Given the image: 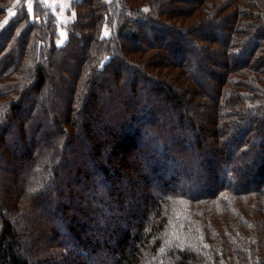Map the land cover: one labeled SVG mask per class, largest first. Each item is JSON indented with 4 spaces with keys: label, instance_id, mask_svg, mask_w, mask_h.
<instances>
[{
    "label": "trees",
    "instance_id": "1",
    "mask_svg": "<svg viewBox=\"0 0 264 264\" xmlns=\"http://www.w3.org/2000/svg\"><path fill=\"white\" fill-rule=\"evenodd\" d=\"M15 1L0 0V18ZM32 1V14L27 0H20L0 29V264H59L60 257L62 264H264V133H257L256 124L264 119V0H242L248 7L241 0H193L192 10L184 6L190 0H171L172 6L168 0H137L139 5L134 0H75L63 46L56 44L57 10L44 0ZM204 6L218 22L214 32L227 26L229 44L232 34L241 35L220 61L218 51L205 45L188 56L189 48L177 37L189 30L172 23L178 8L198 10L200 17ZM257 6L261 12L254 13ZM249 31L254 33L248 37ZM204 56L210 60L203 61ZM218 62L225 66L223 74L214 67ZM232 71L242 79L235 80L238 90L228 94L227 106L239 124L230 127L233 134L222 143L215 122L225 100L221 83ZM201 72L206 77L199 78ZM50 74L69 91L83 87L77 129L70 106L50 118L55 131L43 127L47 111L35 105L44 91L56 99V79ZM173 77L183 85H204L202 91L186 90L190 95L208 92L213 99L206 121H188L185 111L172 106L183 95L169 80ZM92 84L104 94L103 104L88 112L85 105L98 99L89 91ZM61 94L59 89V104ZM165 94H170L168 103ZM94 109L114 117L108 124L113 131L95 136ZM26 110L35 120L24 124ZM85 111L88 118L80 126ZM243 117L249 120L244 125ZM39 127V135L29 132ZM8 145L23 148V154L10 152ZM105 147L110 149L107 163L94 165L99 179L87 182L103 192L91 195L94 206L77 184L85 182L88 163L95 160L91 156ZM83 148L93 149L89 159ZM123 175L131 179L126 184L120 183ZM8 176L14 185H24L14 188L12 197ZM30 186L34 196L27 192ZM59 187L68 195L60 197ZM20 238L27 240L31 257L17 249Z\"/></svg>",
    "mask_w": 264,
    "mask_h": 264
},
{
    "label": "rangeland",
    "instance_id": "2",
    "mask_svg": "<svg viewBox=\"0 0 264 264\" xmlns=\"http://www.w3.org/2000/svg\"><path fill=\"white\" fill-rule=\"evenodd\" d=\"M19 1L20 0H16L11 6H10V9L8 10V12H7V14L6 15H3L1 18H0V29L4 26V24L5 23H7V21L11 18V16H13L15 13H16V10H15V4H16V2H18L19 3ZM46 1V0H45ZM44 1V2H45ZM105 1H107V2H111L112 0H105ZM165 1V0H164ZM176 1V0H175ZM134 2H138L137 0H134ZM166 2V1H165ZM179 3H177V4H180V6L182 7L183 6V3L182 2H180V1H178ZM193 2V0H190L187 4H185L184 6H186L185 7V9H190V10H192L193 8H191V4H193L192 3ZM195 2V1H194ZM45 3H47V2H45ZM27 7H29V4L31 5L30 7H29V9H30V12H31V14L33 13V8L35 7V3L32 1V0H27ZM169 5V6H172V4H173V2L171 1V0H168V2L166 3V5ZM241 4H244V5H246V3L245 2H243L242 0H241ZM46 5H48L49 7H51V5L48 3V4H46ZM136 5H139L138 3L136 4ZM245 7H248V5H246ZM233 8V7H232ZM51 9L53 10L54 8H52L51 7ZM149 9V7L148 6H145L144 7V10H148ZM203 9H205V10H203ZM231 9V8H230ZM178 10L179 11H176V12H178V13H174L175 15H176V17H171L172 18V20H173V22L172 23H174L175 25H182V26H184L186 29H187V31H188V34H185V36L184 37H177L178 39H179V41L181 42V44L183 45V44H185V47H187V48H189L188 49V53H187V55L189 56V55H191V49L193 50H195V47L196 46H200L201 48H203L204 47V45L205 46H209V47H213L214 48V50H216V51H218V55L216 56V57H218V58H216V59H218V61H220L221 60V58L222 59H225V56L226 57H228V55L226 54L228 51H229V48H234V46H235V43H237V42H240L239 40L241 39V35L240 34H236V35H234L233 36V34H232V43L231 44H229V42H227V31H228V29H227V26L225 27V26H223V24L220 26V28H219V30H218V28L216 29V31L214 32V26H215V24L214 23H218V22H216V21H214V20H211V17H212V13L210 12V9L209 8H207V7H205L204 6V8L202 7V10H201V14H200V17L198 16V15H196L197 14V12H198V10L197 11H194V12H191V13H189V12H184L183 10H182V8H178ZM254 13H257V12H261L260 11V8H259V6H257V9L254 7ZM185 13V15L184 16H181L180 14H182V13ZM208 13V14H207ZM210 14V15H209ZM253 16H254V14L252 13V15L250 16V18H253ZM242 18H249V16L247 17H245V16H241L240 17V19H242ZM249 18V19H250ZM58 19H59V16H58ZM206 21V22H205ZM203 24V25H202ZM196 25H200V27H201V30L198 28V27H196ZM224 27H225V29H224ZM221 28H223V29H221ZM60 29V30H59ZM199 29V30H198ZM219 31H221L222 33H223V35H222V37H218L217 38V36L216 35H219ZM252 31V30H251ZM251 31H249L248 33V37L251 35V34H253L254 33V31L253 32H251ZM57 32H58V34H57V38H56V44L58 45V46H63V45H65L66 43H67V40H68V30H67V34H61V32H64V26H60V28H59V23H58V29H57ZM103 32L105 33L104 35L105 36H108L109 34H110V32H111V30H110V28H109V26H105L104 27V29H103ZM107 33V34H106ZM177 36H179V34H176ZM148 36H147V34H145V36H144V39H146ZM247 39V36L246 37H244V38H242V40H246ZM158 42L160 43V48H163L162 46V42L163 41H159L158 40ZM164 44V43H163ZM162 45V46H161ZM187 45V46H186ZM203 46V47H202ZM164 49V52H165V48H163ZM204 58H206V60H203V61H207V58L208 57H206V56H204ZM197 59V58H196ZM199 60V59H198ZM208 60H210L209 58H208ZM212 61L214 60V58H212L211 59ZM197 61V60H196ZM218 64L220 65V66H214L215 67V69L216 70H219L220 72H221V74H223V71H225L224 69H225V66H223V65H221L219 62H218ZM171 70H175L174 71V73L176 72V68H172ZM183 70V72H185L184 70L185 69H182ZM227 70H229V66L227 67ZM226 73H227V71H226ZM201 74H203V76H201ZM201 74L200 75H198V77L199 78H204V77H206V74L205 73H203V72H201ZM54 75L55 74H50V76H52L51 78H52V80H54V79H56V80H54L55 82V86H54V88H55V94H56V99H52L53 98V96H51V94L49 93V92H47V91H44V93L41 95V96H39L38 98H37V100H36V107H38V109H42L43 107L46 109V111H47V115H48V120L49 121H46V122H43V127L44 128H47L48 130H49V128L51 129V132H53V131H55V129L54 128H51V126H50V124H51V119L50 118H53V116L55 117L56 115L58 116V117H60V115H62V114H64L65 112H66V110H67V108L70 106V110H69V112L70 113H72V116H73V118H74V120H75V122H76V127H75V129H77V123H78V120H76V119H78V118H76V114L77 113H79V112H77V110H78V108H79V106H81V102H80V100H81V95L83 94V90H82V88L83 87H81L80 88V90H78V91H76L75 89L73 90V91H69V89L68 88H70L69 86H66L65 85V87H67V88H65L63 85H60L62 82H58V80H59V77L58 76H55L54 77ZM185 77H187V74H186V72H185ZM229 75H231V77L229 78V79H226L224 82H222L221 83V87H222V89L224 90V92H223V97L225 98V100H223V99H221V101H220V105H222L221 106V108H220V116H219V118H218V120H217V122H215V127H216V130H217V132H216V136L218 135V137L217 138H219V140L222 142V143H224L225 141H224V139H229L230 138V134L232 133L233 134V130H232V132L230 131L229 132V130L232 128L231 126H233L234 127V123H236V121H234V120H232L234 117H232V115H234V113L233 112H231L232 110V108L231 107H228L227 105V103H228V94H232V93H234L236 90H238V87L235 85V80L236 79H238L239 78V81H240V79H242L241 78V76L236 72V71H232L231 73H229ZM122 76H124V77H121V78H123L124 80H126V78H127V76H125V74H122ZM236 76H238V77H236ZM87 77V76H86ZM86 77H85V84L87 85L88 84V82L86 81ZM234 77V78H233ZM99 79H100V82H102V80H101V77H98ZM167 78V77H166ZM189 78V77H188ZM11 79H13V78H11ZM211 80L213 79V78H210ZM169 80L173 83V87L175 88V90H177V89H180V91L179 90H177L180 94H183V95H178L179 97H181V100H182V102L181 103H179L178 105H175V103H173V107L175 108H178L179 110H182V111H185V113H187V115H188V118L189 119H187L188 121H191V118L193 119H195V120H197L198 122H196V123H199L200 124V122H204V121H206L207 120V117H205L207 114H208V112L210 111V108L209 107H207V105H209V104H211L212 105V103H213V99L208 95V92H204V93H200V94H192V95H190L189 94V92L186 90L187 88L189 89V90H192V89H196L197 87L202 91V87L204 86V85H202L200 82L198 83H196L197 85H195V84H193V82H191V81H188V82H185L186 84L185 85H183L181 82H178V81H176L175 82V78L173 77V80L171 79V78H169ZM200 80H204V79H200ZM212 81H217L216 80V77H215V79L214 80H212ZM140 84H141V86H142V83L140 82ZM188 85H190L191 87H188ZM200 86H202V87H200ZM89 87V86H88ZM91 87V89L89 90V91H91L92 93H95V94H97L98 95V99L96 100V101H94V98H91L90 100H89V103H87L86 105H85V110H88V112L89 111H91V108L95 105V104H99L101 101H102V97H103V95L104 94H102L101 93V90H99L98 89V85L97 86H95V85H91L90 86ZM183 88H185L184 90H183ZM59 89H62L64 92H65V94L64 95H62L61 97H60V100H61V104H59V100L57 99V95L59 94ZM66 89H67V91H66ZM205 89V88H204ZM203 89V90H204ZM103 91H105L104 89H102V92ZM76 92H78V93H76ZM100 93L102 94L101 96H100ZM160 93H161V91H160ZM13 94V93H12ZM12 94H11V96H12ZM77 95V96H76ZM167 95H169V98H170V94H167ZM167 95L165 94V97L164 98H167ZM10 96V97H11ZM29 97V96H28ZM69 98H70V101H69ZM11 99V98H10ZM52 99V100H51ZM171 100V98L170 99H168L167 100V103L169 102ZM173 101V100H172ZM58 102V103H57ZM70 103V104H68V105H66V103ZM210 102V103H209ZM223 102H225V104H223ZM107 103V102H106ZM102 104H103V101H102ZM51 105V106H50ZM108 105V104H107ZM170 105V104H169ZM27 107L29 106V105H26ZM99 106V105H98ZM177 106H179V107H177ZM236 106H238V105H236ZM40 107V108H39ZM88 109H87V108ZM94 108V107H93ZM37 109V108H36ZM199 112H198V111ZM27 111V113H28V115H29V110H26ZM221 112H222V115H221ZM227 112H229V114H228V117L227 116H224V114L225 113H227ZM33 113V112H32ZM67 113V112H66ZM92 113L94 114V116L92 115L91 116V118H93L94 120H98L99 122L97 123V124H95V125H93L92 123H91V131L92 132H94V134H95V136L97 135L98 136V133H104V132H111V131H113L114 129H113V127H108V124L109 123H113L114 121H115V119H114V117L111 115V114H104L105 112L103 111V109H102V113L100 114V112H98L97 111V109H94L93 111H92ZM224 113V114H223ZM28 115H26V116H23V118H21L23 121H24V124H26L27 122H30L29 120H31L32 119V121L33 120H35V119H33V118H31V114L29 115V117H28ZM50 115H51V117H50ZM79 115H80V113H79ZM78 115V116H79ZM246 115H248V114H246ZM85 116V117H84ZM88 115H87V111H85V113H81V117L79 118V122H80V120H82V122H80V126H81V123H83L84 121H86L87 120V117ZM243 116H244V114H243ZM191 117V118H190ZM72 118V117H71ZM238 120H240V119H238ZM242 121H243V123H241L242 125H244V124H246L249 120H248V118L247 117H243L242 118ZM93 122V121H92ZM14 123H15V125H17L18 126V124H19V120H16L15 119V121H14ZM14 123H13V126H11V129H12V131H14V129L15 128H17V127H15L14 126ZM94 123V122H93ZM237 124V123H236ZM239 124V123H238ZM237 124V125H238ZM257 126H258V128H257V133H264V119L262 120L261 118L257 121ZM52 125V124H51ZM188 124H187V122H186V124H185V126H187ZM236 125V126H237ZM56 126H58V125H56ZM125 126V125H124ZM231 127V128H230ZM41 127H39L38 129H37V131L36 130H34V129H29V132H33V134H36L37 133V135H39L40 133H41V130L42 129H40ZM104 131V132H103ZM186 134V133H185ZM116 136L117 135H121V134H115ZM189 135V136H188ZM186 136H188V138H190V132L188 133V134H186ZM227 136V137H226ZM9 137H11L9 134H8V139H10ZM16 139H20L18 136L17 137H15ZM117 138V137H116ZM218 140V141H219ZM12 141V138L9 140V142H11ZM25 144L26 145H28L29 144V141L27 140V138H26V141H25ZM11 146V147H10ZM8 147H9V149H10V152H14V153H16L17 155L19 154H23V152H22V150H23V148H19L18 146L16 147V148H13L12 149V145H8ZM92 149V148H91ZM256 149L258 150V147H256ZM83 150L86 152L85 153V157H87L88 159H89V156H91L92 154L91 153H93L92 151H93V149L92 150H88V151H86L87 149H84L83 148ZM109 148H101V154L100 155H96L95 153L93 154V156H91L92 158H94L95 160L93 161V164H92V161L91 162H89L88 163V169H87V171H85V182L82 180L81 181V183H80V185L79 184H77L78 185V188H80L79 186H81V190L83 189V188H85V198H90L91 200L93 199L92 198V196L91 195H93V194H95V193H101L102 191L100 190V191H97L98 190V188H95L94 189V191L92 190V188H91V184H88L87 182H93V180L96 182L98 179H99V175H100V171H99V169H95L94 167L96 166V164L97 163H101V164H106L107 163V158L109 157L108 156V154H109ZM21 153H20V152ZM26 152V151H25ZM257 151H255V153H256ZM253 155H255V154H253ZM252 156V155H251ZM251 156H249L248 157V160H245L244 161V164L245 165H248V163L251 161ZM131 157L132 158H136V156L135 155H131ZM67 158V157H66ZM25 161L27 160V158H23ZM24 160H23V164H24ZM106 160V161H105ZM1 162V161H0ZM95 165V166H94ZM99 165V164H98ZM101 166V165H100ZM23 167H24V169H25V166L23 165ZM113 171V170H112ZM84 174V173H83ZM80 176H82L83 177V175H80ZM129 176H122L121 177V179H120V183L121 182H123L124 184H126V182L127 181H130L131 179L130 178H128ZM8 178V183H7V186H9V196L10 197H12L13 196V194H14V188L15 189H17V188H19V187H24V185H22L20 182H17V183H15V185L12 183V181H11V178H10V176H8L7 177ZM76 178H78L79 180L81 179V177H78V175L76 176ZM84 178V177H83ZM114 178V180H116L117 182H118V180L119 179H117L116 177H113ZM21 181V180H20ZM34 181V180H33ZM31 184H33V182H31ZM65 184V186H68L69 184L68 183H64ZM84 184H85V187H84ZM55 185H57V184H55ZM32 186V185H31ZM31 186L30 187H26L28 190H27V192H30L31 190H34V187H32L31 188ZM83 186V187H82ZM97 186V185H96ZM90 191V192H89ZM81 193H82V191H80ZM32 193H35V192H30V194L32 195V196H34V194H32ZM103 193V192H102ZM61 194H63V195H68V191L66 190V189H63V188H61L60 189V187L58 188V195H60V197H62V195ZM15 195H16V193H15ZM27 197H28V195H26ZM93 201V203H94V206L96 205V201L95 200H92ZM17 217H19L18 215H16ZM219 220V219H218ZM216 221V220H215ZM220 225V224H219ZM19 228H20V226H19ZM27 244V240L25 239V238H20V246H19V248H17V249H19V251L21 252H23V256L24 257H26V255H28V257H31V255L29 254V253H27V250H30V248H29V244H27V246H25ZM37 255V254H36ZM60 260H62V258L60 257L59 258V264H62V261H60Z\"/></svg>",
    "mask_w": 264,
    "mask_h": 264
},
{
    "label": "crops",
    "instance_id": "3",
    "mask_svg": "<svg viewBox=\"0 0 264 264\" xmlns=\"http://www.w3.org/2000/svg\"><path fill=\"white\" fill-rule=\"evenodd\" d=\"M45 1V0H44ZM75 0H46V4H50L52 8L56 9L58 12V23L60 26H64V32L61 34H67V24L71 22L75 17V12H73L72 5ZM60 30V29H59Z\"/></svg>",
    "mask_w": 264,
    "mask_h": 264
},
{
    "label": "snow or ice",
    "instance_id": "4",
    "mask_svg": "<svg viewBox=\"0 0 264 264\" xmlns=\"http://www.w3.org/2000/svg\"><path fill=\"white\" fill-rule=\"evenodd\" d=\"M31 5L29 4V7H30ZM107 34V33H106Z\"/></svg>",
    "mask_w": 264,
    "mask_h": 264
}]
</instances>
